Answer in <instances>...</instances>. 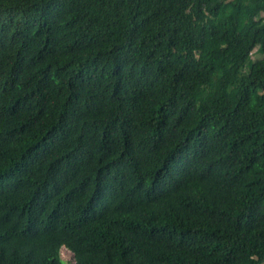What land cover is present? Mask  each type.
<instances>
[{
    "label": "trees",
    "instance_id": "obj_1",
    "mask_svg": "<svg viewBox=\"0 0 264 264\" xmlns=\"http://www.w3.org/2000/svg\"><path fill=\"white\" fill-rule=\"evenodd\" d=\"M61 248L264 264V0H0V264Z\"/></svg>",
    "mask_w": 264,
    "mask_h": 264
},
{
    "label": "rangeland",
    "instance_id": "obj_2",
    "mask_svg": "<svg viewBox=\"0 0 264 264\" xmlns=\"http://www.w3.org/2000/svg\"><path fill=\"white\" fill-rule=\"evenodd\" d=\"M260 56L257 53L253 54V57L251 58L252 60H255L254 58H259ZM60 257L61 259L66 263V264H73L74 263V258L71 252H69L65 248L60 249Z\"/></svg>",
    "mask_w": 264,
    "mask_h": 264
},
{
    "label": "bare ground",
    "instance_id": "obj_3",
    "mask_svg": "<svg viewBox=\"0 0 264 264\" xmlns=\"http://www.w3.org/2000/svg\"><path fill=\"white\" fill-rule=\"evenodd\" d=\"M100 233V232H99Z\"/></svg>",
    "mask_w": 264,
    "mask_h": 264
}]
</instances>
